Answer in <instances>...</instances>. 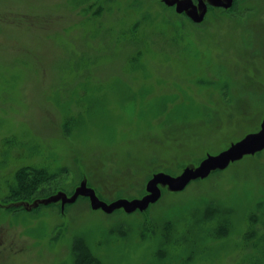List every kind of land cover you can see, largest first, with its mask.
Here are the masks:
<instances>
[{
    "label": "rangeland",
    "instance_id": "374dc122",
    "mask_svg": "<svg viewBox=\"0 0 264 264\" xmlns=\"http://www.w3.org/2000/svg\"><path fill=\"white\" fill-rule=\"evenodd\" d=\"M263 128L264 0H0V264H264Z\"/></svg>",
    "mask_w": 264,
    "mask_h": 264
},
{
    "label": "water",
    "instance_id": "95a60500",
    "mask_svg": "<svg viewBox=\"0 0 264 264\" xmlns=\"http://www.w3.org/2000/svg\"><path fill=\"white\" fill-rule=\"evenodd\" d=\"M262 137H264V128L258 132L249 134L246 138L236 142L229 149L221 152L219 155L209 157L204 163L203 168L194 172H188V174L185 177L180 179V183L174 181L173 184L176 185V187L182 185L190 177H194V176L196 177L198 174L203 173L207 169V167L217 159H224L226 157H232V156L235 157L251 151L254 148L255 142L259 141ZM161 178L169 179L167 176H163V175L156 177V179H161Z\"/></svg>",
    "mask_w": 264,
    "mask_h": 264
},
{
    "label": "trees",
    "instance_id": "16d2710c",
    "mask_svg": "<svg viewBox=\"0 0 264 264\" xmlns=\"http://www.w3.org/2000/svg\"><path fill=\"white\" fill-rule=\"evenodd\" d=\"M80 249H81V252H79V254L77 256L76 264H84V259L88 256L86 251L84 250L83 246H80ZM90 261H93V259H90ZM88 263H89V261H88Z\"/></svg>",
    "mask_w": 264,
    "mask_h": 264
},
{
    "label": "flooded vegetation",
    "instance_id": "af4514ba",
    "mask_svg": "<svg viewBox=\"0 0 264 264\" xmlns=\"http://www.w3.org/2000/svg\"><path fill=\"white\" fill-rule=\"evenodd\" d=\"M234 1H230V4L233 3ZM207 7V6H206ZM197 17V16H196Z\"/></svg>",
    "mask_w": 264,
    "mask_h": 264
}]
</instances>
